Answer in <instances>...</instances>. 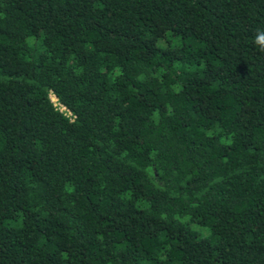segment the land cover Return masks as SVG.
<instances>
[{
  "label": "trees",
  "instance_id": "obj_1",
  "mask_svg": "<svg viewBox=\"0 0 264 264\" xmlns=\"http://www.w3.org/2000/svg\"><path fill=\"white\" fill-rule=\"evenodd\" d=\"M261 49L264 0H0V264H264Z\"/></svg>",
  "mask_w": 264,
  "mask_h": 264
},
{
  "label": "built area",
  "instance_id": "obj_2",
  "mask_svg": "<svg viewBox=\"0 0 264 264\" xmlns=\"http://www.w3.org/2000/svg\"><path fill=\"white\" fill-rule=\"evenodd\" d=\"M51 98H52V101L54 102L55 106L59 107L61 109V111H65L68 116L73 117L72 112L59 101L58 97L55 94H52Z\"/></svg>",
  "mask_w": 264,
  "mask_h": 264
},
{
  "label": "rangeland",
  "instance_id": "obj_3",
  "mask_svg": "<svg viewBox=\"0 0 264 264\" xmlns=\"http://www.w3.org/2000/svg\"><path fill=\"white\" fill-rule=\"evenodd\" d=\"M193 228L196 230H200L203 234L207 235L209 233V229L205 227H200L197 224H193Z\"/></svg>",
  "mask_w": 264,
  "mask_h": 264
},
{
  "label": "clouds",
  "instance_id": "obj_4",
  "mask_svg": "<svg viewBox=\"0 0 264 264\" xmlns=\"http://www.w3.org/2000/svg\"><path fill=\"white\" fill-rule=\"evenodd\" d=\"M262 51H264V49H261Z\"/></svg>",
  "mask_w": 264,
  "mask_h": 264
}]
</instances>
